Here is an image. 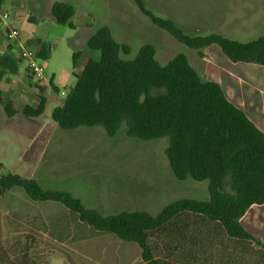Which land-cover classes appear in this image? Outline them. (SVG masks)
<instances>
[{"label": "rangeland", "instance_id": "obj_1", "mask_svg": "<svg viewBox=\"0 0 264 264\" xmlns=\"http://www.w3.org/2000/svg\"><path fill=\"white\" fill-rule=\"evenodd\" d=\"M0 1L9 14L5 22L0 20V55L19 58L15 43L7 47L12 43L5 37L8 26L26 35L31 29L50 46L43 63L46 80L40 84L48 102L43 115L35 118V130L14 128L10 124L15 116L7 117L3 109L9 98L15 106L37 101L36 82L24 70L26 61L19 59L18 72L6 73L0 81V175L18 173L36 179L44 189L68 191L104 215L121 211L154 215L179 198L208 199L207 180H179L173 175L164 152L166 137L131 138L124 124L109 137L99 126L65 130L51 120V109L64 99L80 69L72 65L71 52L86 50L98 59L99 51L89 50L86 41L101 26L128 46V52L119 53L122 59L134 58L145 43L153 45L161 64L183 53L202 79L219 83L228 98L264 130V65L231 62L215 44L200 48L199 55L152 24L133 0H60L74 7L73 27L52 19L50 6L59 0ZM142 2L190 35L215 32L246 42L264 33V0ZM50 79L58 92L50 88ZM37 128H41L38 134ZM34 131L30 144L35 143V167L20 159L22 152L31 150L28 144ZM51 131L45 146V135ZM67 221L58 202L33 201L21 187L6 191L0 197V264H147L136 243ZM239 221L264 244V203L251 205Z\"/></svg>", "mask_w": 264, "mask_h": 264}, {"label": "trees", "instance_id": "obj_2", "mask_svg": "<svg viewBox=\"0 0 264 264\" xmlns=\"http://www.w3.org/2000/svg\"><path fill=\"white\" fill-rule=\"evenodd\" d=\"M133 1L152 24L199 55L200 48L215 44L231 62L264 65V33L246 42L215 32L190 35L170 18L146 9L142 0ZM73 14L74 7L64 1L50 6L57 24L73 27ZM27 44L35 47L41 64L48 59V43L35 37ZM86 46L99 51V58L86 50L71 52L72 65L80 69L64 99L51 109V120L65 130L99 126L109 137L122 124L131 138L166 137L164 152L173 175L179 180H207L208 199L179 198L154 215H104L68 191L44 189L36 179L10 172L0 175V197L21 187L33 201L58 202L69 225L134 242L147 264H264V244L239 221L251 205L264 203V130L219 83L202 79L183 53L161 64L153 45L145 43L134 58L122 59L119 53L128 52V46L116 41L106 26L99 27ZM19 59L0 55V81L6 73L17 72ZM48 84L58 92L52 79ZM34 87V105L15 106L14 100L6 99L7 117L43 115L48 102L45 87Z\"/></svg>", "mask_w": 264, "mask_h": 264}, {"label": "built area", "instance_id": "obj_3", "mask_svg": "<svg viewBox=\"0 0 264 264\" xmlns=\"http://www.w3.org/2000/svg\"><path fill=\"white\" fill-rule=\"evenodd\" d=\"M9 18L8 12L0 4V20L6 21ZM10 25V24H9ZM20 31L16 27L8 26L6 27L5 37L9 42L15 43L18 48V57L26 61V68L31 76L34 79V82L41 84L46 80V74L43 64H41L35 55V52L26 47V45L20 40Z\"/></svg>", "mask_w": 264, "mask_h": 264}, {"label": "crops", "instance_id": "obj_4", "mask_svg": "<svg viewBox=\"0 0 264 264\" xmlns=\"http://www.w3.org/2000/svg\"><path fill=\"white\" fill-rule=\"evenodd\" d=\"M0 4H1V1H0ZM29 32L31 33V35H26V34H23V33L20 32L19 38L25 44H27L30 39L35 38L34 31L30 29ZM12 44L13 43L8 44L7 47H9V45H12ZM24 70L27 72V77H28V71H27V68H26V64L24 66ZM17 72H18V70H17ZM52 82H53V79H52ZM34 104H35V101L32 103V105H34ZM14 116H11V117H14V118H12V121H14V122L12 124H10L11 126H13L16 129L22 130L21 132H23V130H24V132H26V130H28V128H31L30 130H32V129L35 130V118L36 117L29 118V117H25L24 115H22L20 113H17ZM40 130H41V128L40 129L37 128L36 129V133L38 134V132H40ZM36 133L34 131V134H33L32 138L30 137L28 148H30L31 150L22 152L21 158H20L23 163L32 164L33 167H35V143L33 144V146H31L32 143L30 144V142H31V140L33 141L35 139V134ZM51 134H52V131L48 135H45V143H44L45 146L47 145L48 139H49ZM39 142L42 143L41 141H39Z\"/></svg>", "mask_w": 264, "mask_h": 264}]
</instances>
